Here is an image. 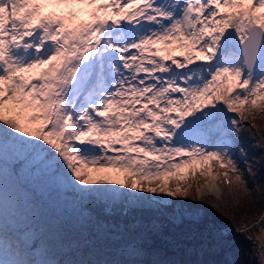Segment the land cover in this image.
I'll return each instance as SVG.
<instances>
[{"label": "snow or ice", "instance_id": "snow-or-ice-1", "mask_svg": "<svg viewBox=\"0 0 264 264\" xmlns=\"http://www.w3.org/2000/svg\"><path fill=\"white\" fill-rule=\"evenodd\" d=\"M6 153L83 206L170 214L214 264H242L238 235L264 264V215L237 221L264 194V0H0Z\"/></svg>", "mask_w": 264, "mask_h": 264}, {"label": "trees", "instance_id": "trees-1", "mask_svg": "<svg viewBox=\"0 0 264 264\" xmlns=\"http://www.w3.org/2000/svg\"><path fill=\"white\" fill-rule=\"evenodd\" d=\"M256 122L261 123L259 117ZM9 159L6 153L0 161V190L4 183L10 188L8 195H0V247L6 259L14 258V264H146L150 259L214 264L224 259L214 248L196 251V241L185 227L169 222L170 214L146 210L120 214L104 211L99 203L83 206L75 191L45 166L37 163L17 176ZM244 213L253 220L264 215V194L251 204L242 203L237 221ZM150 225L158 230L150 231ZM254 233L259 234L256 229ZM234 241V258L242 264H256L253 243L243 235ZM136 244L143 253L135 250Z\"/></svg>", "mask_w": 264, "mask_h": 264}, {"label": "rangeland", "instance_id": "rangeland-1", "mask_svg": "<svg viewBox=\"0 0 264 264\" xmlns=\"http://www.w3.org/2000/svg\"><path fill=\"white\" fill-rule=\"evenodd\" d=\"M6 185H8V183H4V184H2V188H3V190H0V195H8V191H9V189H8V187H6ZM57 186V185H56ZM55 185H54V190H56V191H58L59 190V186L58 187H56ZM65 186V185H64ZM62 189V188H61ZM144 195H153V194H144ZM155 195V197L156 198H161V194H159V193H157V194H154ZM8 198H9V196H7ZM3 199V198H2ZM25 213L28 215V211H26L25 210ZM2 248V247H1ZM0 248V249H1ZM12 252H14L13 250H12ZM2 253H3V251L2 250H0V264H12V262H13V257H10V258H8V259H5L4 257L5 256H3L2 255ZM13 258V259H12Z\"/></svg>", "mask_w": 264, "mask_h": 264}]
</instances>
